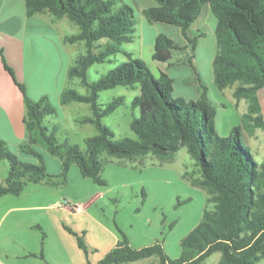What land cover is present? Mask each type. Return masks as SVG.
Wrapping results in <instances>:
<instances>
[{"label": "trees", "instance_id": "trees-1", "mask_svg": "<svg viewBox=\"0 0 264 264\" xmlns=\"http://www.w3.org/2000/svg\"><path fill=\"white\" fill-rule=\"evenodd\" d=\"M28 16L48 12L52 19L66 17L78 31L64 36L69 43L81 41L84 51L76 55L67 70L68 80L79 79L85 87L80 93L67 87L60 95L62 104L72 101L88 104L91 115L78 119L91 123L97 133L85 138V149L66 139L58 141L51 130L56 126L45 123L48 115L56 113L47 95L31 99L23 83L15 78L0 49L4 68L12 76L23 94L26 114L23 122L25 137L19 151L38 158L22 159L7 149L0 139V160L8 163L5 183L0 185V197L19 194L27 183L54 182L42 162L36 144L43 143L49 153L60 158L62 171L57 177L65 181L71 163H77L84 177L97 183L105 181L99 175L106 153L120 158H135L147 154L166 159L185 147L200 173L197 181L206 190V205L199 225L181 240L182 254L170 260L161 244L156 242L134 248L124 238L100 264H126L156 255L161 264H201L213 252H220L218 264H255L264 256V157L256 160L244 144L242 127L232 126L228 135H220L215 126L216 105L208 96V87L198 77L200 93L197 99L173 96V78L159 71L156 77L149 65L124 45L133 41L135 23L133 9L122 0H25ZM155 4L143 9L149 23H166L180 27L191 43L187 29L197 18L201 8L209 5L216 17L215 35L219 52L213 60V81L222 90L240 81L234 96L249 100L248 113L242 116L264 128L259 113L257 90L264 87V0H154ZM185 45L159 32L155 36L151 58L172 65L176 62L172 51ZM122 54L125 60L90 81L88 69L94 63L112 61ZM248 84V86H244ZM122 85L139 88L131 107L138 110L129 128L137 138L114 137L113 130L102 118L113 112L123 96L105 104L98 102L99 92ZM43 102V103H41ZM256 113L255 116H250ZM210 204L212 206L210 207ZM72 233V232H71ZM77 245L84 249L76 234ZM45 234L43 233V237ZM43 258V255L40 254Z\"/></svg>", "mask_w": 264, "mask_h": 264}, {"label": "rangeland", "instance_id": "rangeland-1", "mask_svg": "<svg viewBox=\"0 0 264 264\" xmlns=\"http://www.w3.org/2000/svg\"><path fill=\"white\" fill-rule=\"evenodd\" d=\"M122 1L132 7L136 29L135 38L124 47L145 60L152 72L158 74L156 66H162L163 63L152 61L150 52L143 48L139 51L142 41L144 48L151 45L154 39L151 28L187 45L189 49L172 51L176 63L167 67L169 76L173 77V96L184 100L197 99L200 91L199 77L208 87L209 98L215 102L214 120L218 133L228 135L232 126L240 125L244 144L253 157L260 161L264 157V128L255 126L249 118L242 119L248 113L249 100L244 96H234L235 88L242 83L235 81L222 90L214 84L213 60L219 52V46L206 7L201 8L189 26L188 37L196 39L192 50L191 43L180 27L166 23L150 25L142 17L140 5H146V2L155 4L154 0ZM68 24L64 28L65 33L77 31L76 25ZM197 31H201L202 36H197ZM26 42L28 47L24 62L17 69L27 95L34 100L47 95L56 113L48 115L45 123L50 129L56 126V131L51 130L55 138L58 141L66 139L84 150L85 138L98 130L93 124L81 123L78 119L91 115V110L83 102L62 104L60 95L67 87L80 93L86 91L85 87L77 78L68 80L64 73L68 64L59 58L55 48H51L48 54L41 44L35 45L29 36ZM83 51L82 45L76 54ZM111 58L112 61L94 63L89 67L90 81L97 80L118 62L126 59L120 53ZM138 93V87L122 85L99 92L98 102L102 104L119 95L123 96L122 103L102 118V122L113 130L115 138H137L129 128V123L138 115V110L131 107L132 98ZM256 96L259 113L264 118V87L257 90ZM255 114L251 113L250 116ZM6 147L24 160L38 161L35 156L20 152L16 145ZM35 148L42 155L47 173L54 175V182L27 183L21 193H8L0 198V255L2 248L13 246V240L18 236L38 240L44 233L48 252L54 259H60L59 262L53 261L58 264H64L62 259L66 263L69 260L74 264H100L117 242L124 238L134 248L159 242L170 260H177L181 256V240L199 225L208 195L197 182L201 178L200 173L185 147L166 159L152 154L129 159L103 153L99 175L104 179V184L97 183L91 177H84L79 165L74 162L69 165L65 181L60 180L57 177L62 171L60 158L49 153L43 143L36 144ZM0 162L7 164L5 160ZM77 203L83 205L81 212L72 209ZM38 204H47V209L32 207ZM66 228H70L71 235L64 231ZM73 234L81 238L84 249L78 247ZM219 259L220 252H213L201 264H218ZM126 264L161 263L156 255H152ZM255 264H264V256Z\"/></svg>", "mask_w": 264, "mask_h": 264}, {"label": "crops", "instance_id": "crops-1", "mask_svg": "<svg viewBox=\"0 0 264 264\" xmlns=\"http://www.w3.org/2000/svg\"><path fill=\"white\" fill-rule=\"evenodd\" d=\"M152 5H154L153 2H146V5H140L139 10L142 17H144L143 9ZM204 6L206 7V14L208 18L211 19L213 28H215L217 19L212 13L210 6ZM68 21L69 20L66 17L54 20L48 12L36 13L28 16L26 12L25 0H0V49L2 50L7 64L13 69L15 78L18 82L23 83L21 82L22 80L19 79L20 73L17 68L20 65H23L25 51L28 47L26 44L28 36L32 42H35V45L38 43L37 45L40 46L41 44V47H43L48 54L51 48H55L57 50L59 58L65 60L68 64V67H66L64 71L65 76L68 78L66 75L67 70L76 57L77 51L80 47H82V45L84 46L81 41L69 43L64 40V36L68 35L65 33L64 28L69 25L68 23H72L71 21ZM149 24L154 25V23ZM189 28L187 29V35ZM151 33H154L153 38L155 39L157 32L154 28H151ZM202 34L203 33H201V31H197V36H202ZM135 36L136 34L134 33V38ZM154 39L151 45H148L150 50H147L148 47H143L145 44L142 41V44L139 46V51L143 48L144 51L150 52L151 55L153 52ZM184 49L189 48L185 45ZM48 57L51 59L50 55ZM175 63L176 62L172 65ZM172 65L163 63L162 66H158L157 64L156 67L158 69V74H153L156 77L159 75V71H163L168 74L167 67ZM23 76L24 74L21 72V77L23 78ZM199 88L200 86L198 87V90ZM198 92L200 93V91ZM25 114L26 106L23 94L18 85L14 82L12 76L4 68L0 54V139L5 142L6 146L16 145L18 147L19 143L24 139L25 125L23 119ZM7 165L8 163L5 164L4 162H0V185L5 183V178L8 173ZM42 195H44L43 192ZM47 206V204H38L32 207L45 210L47 209ZM2 218L3 216L1 219ZM0 223H2L1 220ZM64 231H67V233L71 235L70 228H66ZM45 237L46 236L38 240H31L18 236L16 240H13V246L2 248L3 251L0 255V264H58L53 263L54 260V262H56V260L59 262L60 259H54L51 257L48 252L47 239H45ZM40 254L43 255V258ZM61 262L64 264H74V262L72 263L69 260L66 263L63 259Z\"/></svg>", "mask_w": 264, "mask_h": 264}, {"label": "built area", "instance_id": "built-area-1", "mask_svg": "<svg viewBox=\"0 0 264 264\" xmlns=\"http://www.w3.org/2000/svg\"><path fill=\"white\" fill-rule=\"evenodd\" d=\"M72 209L74 212H81L83 210V205L81 203H77L73 205Z\"/></svg>", "mask_w": 264, "mask_h": 264}]
</instances>
